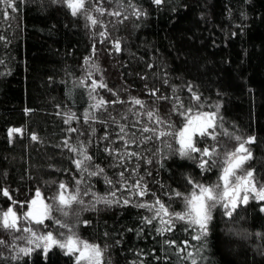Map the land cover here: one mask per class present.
Listing matches in <instances>:
<instances>
[{"label":"trees","instance_id":"trees-1","mask_svg":"<svg viewBox=\"0 0 264 264\" xmlns=\"http://www.w3.org/2000/svg\"><path fill=\"white\" fill-rule=\"evenodd\" d=\"M14 2L15 12L0 5V190L7 189L11 197L0 191V210L12 207L22 217L39 191L53 207L52 218L99 245L105 264H191L188 252L198 264H264L262 202L251 199L230 219L224 209L214 208L208 235L200 241L192 239L196 229L180 220L162 233L166 226L154 217V209L137 206L159 200L169 212L185 211L182 197L193 190L189 178L220 183L225 153L238 145L236 135L255 138L246 145L252 159L240 171L254 170L257 188L264 184V0H163L160 5L84 0L83 12L96 19L95 25L72 15L65 2ZM100 100L108 103L95 107ZM187 109L191 115L218 112L216 139L194 138L201 149H217L209 171H202L197 159L179 156L175 136L157 139L142 130L175 133ZM70 115L73 119L65 122ZM157 117L164 123L157 124ZM12 129L21 134L9 135ZM65 141L85 148L91 161L78 169L74 161L83 156ZM97 165L104 173L90 176ZM137 182L146 189L143 196L133 187ZM61 183L69 194L78 188V200H83L73 202L67 216L55 211ZM96 197L119 203H96ZM53 219L30 227L64 239L68 228ZM27 235L0 228L5 242L0 264H76L57 247L13 260L11 245L25 246L16 238ZM184 241L190 247L181 252Z\"/></svg>","mask_w":264,"mask_h":264},{"label":"snow or ice","instance_id":"snow-or-ice-1","mask_svg":"<svg viewBox=\"0 0 264 264\" xmlns=\"http://www.w3.org/2000/svg\"><path fill=\"white\" fill-rule=\"evenodd\" d=\"M153 2L156 5H160L163 0H153ZM0 5L4 6L5 12L8 8H11L13 12L17 11L14 0H0ZM67 7L71 10L72 15H77L79 11L84 9V0H67ZM97 11L101 12V14L104 13L103 9H97ZM110 14L117 16L120 15L119 12ZM135 14L139 17L142 13L137 9L135 10ZM87 18L93 25L97 23L96 19L91 16H88ZM115 47L119 51V42H116ZM99 86L105 87L102 83ZM93 87H95V82H93ZM189 91H191V89H189ZM151 94L155 95V92H152ZM193 98L197 101L200 99L195 93L193 94ZM115 102L116 101L113 103ZM107 103V101L100 100L95 107L99 108L101 105H106ZM132 103L143 107V102L139 99H134ZM179 107L183 108L184 106L180 104ZM218 107L219 106H217V109ZM185 111L191 112V109H187ZM153 115L154 114L152 112H149V119H152ZM181 115L184 116V124L182 128L175 133L169 131H159L156 133L155 129L147 127L142 130L145 132L152 131L156 135L157 139L163 136H175L177 138V143L179 144V148L177 149L179 156L181 158L197 159L198 167L202 171H209V165L211 164V166H215L216 164V160L212 158L217 155V149L215 146H213L211 150L207 147L201 149L196 146L194 138L197 136L204 137L207 135L212 139H216L217 133L215 129L217 127L218 112H196L193 115H185V113H181ZM72 119L73 117L70 115L65 122H70ZM155 122L157 124L164 123L159 117L156 118ZM168 127H171V125H168ZM18 131L20 130L12 129L9 135H11L12 132ZM70 131H75V129H71ZM120 131L122 133L124 132L123 126ZM106 138L107 137H105V139ZM32 139H36V137L33 136ZM121 139H123V137H121ZM234 139L238 141V145L234 150L225 153L223 168L220 175V181L222 183L205 185L189 178L188 182L192 184L193 187L190 195L182 197L180 192L174 193L176 197H182L184 199L186 208L185 211L169 212V208L159 200L155 202V205H137L139 207H147L149 210L155 209L154 217L159 218L162 225H166V227L160 229L162 233L172 231V222L173 219H176L184 221L189 226L194 227L196 229V234L192 236V239L200 241L202 237L208 235L209 222L212 220V211L217 206H221L225 210L224 214L230 219L238 206L241 204L247 205L250 199V194H253L254 199L264 201V184L257 188L253 179L254 170H247L242 174H237L238 170H240L247 161L252 159V152L248 147H246V145L254 143L255 138L248 137L247 139H243L241 136L236 135L234 136ZM128 143L129 141H125L126 145ZM65 145H67L72 152H79L83 156V160L78 159L74 161L78 169L81 168L84 160L91 161L92 157L87 155L85 148L77 149L76 147L69 145L67 141H65ZM169 147L171 146L169 145ZM105 151H107L110 155L112 154V149L106 148ZM194 153H199V157L197 158L193 156L192 154ZM129 155L137 154L129 153ZM149 163H151V161H149ZM103 173L104 169L97 165L96 170L91 171L88 174L90 176H99ZM120 176L123 177V173H120ZM103 178L105 183L109 185L112 184V181L108 179L106 175L103 176ZM79 183L80 181H77V184ZM133 187L139 190L138 194L140 196L145 194L146 189H141L139 182H137ZM59 188L61 191L55 197L58 205V207L55 208V211L67 216L69 213L66 209L70 208L73 202L83 204V200H78V188L74 194L69 195H65V192L67 191L65 184L61 183ZM0 191H2L4 196H8L9 199H11L7 189H2ZM112 195L115 196V193L113 192ZM40 197L41 194L37 191L36 199H33L30 202L29 209L22 217L18 216L12 207H9L7 210H0V228L12 232H24L28 234L27 236L17 237L16 239H24L26 244L29 246L18 247L15 243L11 245V248L15 249V255L12 256V259L17 260L22 259L24 256H30L36 249H43V254L46 255L50 248L56 246L63 250L65 255H75L76 264H103V250L100 246L80 239L76 233L72 232L71 228H69L67 224L63 223L59 219H53L51 215L53 207L45 203ZM95 200L96 203H104L107 205H111L114 202L119 203V200L113 201L105 197H96ZM123 203L127 205L129 201L125 199ZM156 205H158V207H156ZM164 217H168V219H164ZM46 219H53V222L61 228H68L69 234L65 236L63 240H59L54 237L51 232L38 233L31 227L27 226V224L30 223L43 224ZM21 220L26 222V225L23 228L20 226ZM146 223L151 224L152 218H146ZM117 243H119V241H117ZM169 243L172 246L175 245V241H171ZM182 243L184 244V247H182L180 251L184 252L185 248L190 247V245L187 241ZM3 244H5V242L0 240V245ZM187 257L191 259V264H198L192 252H188Z\"/></svg>","mask_w":264,"mask_h":264},{"label":"rangeland","instance_id":"rangeland-1","mask_svg":"<svg viewBox=\"0 0 264 264\" xmlns=\"http://www.w3.org/2000/svg\"><path fill=\"white\" fill-rule=\"evenodd\" d=\"M55 1H57V2H65V3L67 4V0H55ZM77 15H83V17H85V18L87 19V21H88L90 24H92L91 21L87 18V17L90 16V15L84 13V12H83V9H82L81 11H79V12L77 13ZM92 25H93V24H92ZM183 113H184V112H183ZM185 115H191V113H190V112H185ZM209 131H211V130H209ZM14 133L21 134V130L18 131V132H12L11 134H14ZM178 147H179V144H178ZM222 168H223V167H222ZM222 168L220 169V175H221V170H222ZM240 170H241V169H240ZM240 170H238V173H237L238 175H239V174H242ZM220 183H222V182L220 181ZM66 189H67V188H66ZM40 194H41V193H40ZM65 195H69L68 191L65 192ZM242 195H243V193H242ZM139 196H140V195H139ZM40 198L45 202V200H44L42 194H41V197H40ZM33 199H36V193H35L34 197L32 198V200H33ZM251 199H254V198H253V194H250V199H249V201H250ZM32 200H31V201H32ZM254 200H256V201H258V202H262L263 205H262V208H261V209L264 211V201H259V200H257V199H254ZM31 201H30V202H31ZM45 203H46V202H45ZM29 205H30V203H29ZM154 205H155V204H154ZM241 205H243V204H241ZM57 207H58V206H57ZM156 207H158V205H156ZM217 207H221V206H217ZM221 208H222V207H221ZM28 209H29V206H28ZM28 209H27V210H28ZM222 209H223V208H222ZM213 210H214V209H213ZM154 211H155V209H154ZM157 219H158L159 222H160V219H159V218H157ZM164 219H168V217H164ZM46 220H47V219H46ZM46 220H45V221H46ZM174 220H176V219H173L172 224L174 223ZM45 221H44V222H45ZM31 224H35V223L27 224V226L30 227ZM25 225H26V222H24L23 220H21V221H20V226H21V228H23ZM164 226H166V225H164ZM32 229H33V228H32ZM33 230H34V229H33ZM233 232H234V231H233ZM235 234H236V235H235ZM238 234H239V232H237V231L234 232V236H239ZM57 239H58V238H57ZM59 240H63V239H60V238H59ZM25 246H29V245L26 244ZM25 246H23V247H25ZM53 247H56V246H53ZM53 247H52V248H53ZM57 248H58V247H57ZM50 249H51V248H50ZM58 249H59V248H58ZM60 250H61V249H60ZM34 251H35V250H34ZM71 256H73L74 259H75V255H71ZM75 261H76V259H75ZM102 261H103V257H102ZM103 264H105V263L103 262Z\"/></svg>","mask_w":264,"mask_h":264}]
</instances>
